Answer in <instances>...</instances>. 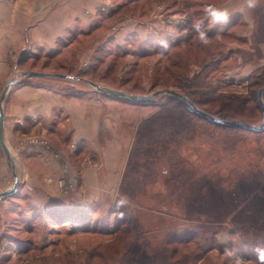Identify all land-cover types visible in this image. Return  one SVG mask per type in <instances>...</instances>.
<instances>
[{
    "label": "rangeland",
    "instance_id": "obj_1",
    "mask_svg": "<svg viewBox=\"0 0 264 264\" xmlns=\"http://www.w3.org/2000/svg\"><path fill=\"white\" fill-rule=\"evenodd\" d=\"M203 1L206 0H200L198 5ZM194 2L137 0L131 4L130 0H109L94 7L97 15H93L92 20L78 21L76 30L64 38L58 45L59 51L51 57L40 52L23 58L25 62L20 67L24 75L39 71L68 76L64 79L23 76V83L49 84L53 90L71 96H83L84 91H89L93 99L116 102V106L105 108L102 119L112 114H118L121 119L114 131H102L98 143L120 138L124 148L114 179H111L113 183L117 180L115 194L94 196L93 205L87 209L79 205L60 211L59 205L51 206L46 200L41 202L39 192L29 189L27 192L26 176L21 172L25 153L44 143L49 146L55 138L53 135L47 139L49 128L56 133L53 119L42 124L46 131L44 143L37 131L17 136L15 125L6 122V97L3 102L5 132L9 136L14 133L16 140L11 148L6 139L14 167L8 165L0 147V193L15 185L17 189L12 196L0 199V264H164V260L167 264H232L231 258L219 250L220 246L229 248L232 240L231 249L237 251L245 264H258L254 250L245 247L241 235L235 237L228 230L212 239L216 227L209 229L205 217L191 216L189 211H193L192 214L199 210L213 211L219 205L225 210L224 205L232 193L238 190L243 193L258 184V191L264 196V132L262 135L243 129L233 132L195 120L192 134L175 141L169 137L168 142L147 147L146 139L137 138L140 125L159 111L169 97L163 95L146 103H131L102 96L88 84L90 81L139 95L162 90L160 86L153 87L154 80L158 84L173 80L165 74L169 65L165 52L172 44L187 39L194 23H202L204 30L226 32L236 38L216 36L213 41L220 43L219 50L217 44L215 48L210 46L211 41L201 50L186 48L174 62L186 66L189 79L194 76L202 80L207 78L214 90L243 94L247 98L248 81L264 68V43L260 45L254 37L261 21L264 22V0L255 11L245 7L244 15L232 12L243 7L234 6L242 3L246 6L245 0H214L220 4L219 9L232 11L233 15L224 26H213L199 6H191ZM259 8L263 9L260 14ZM113 10L116 11L112 13ZM234 22L237 28L232 29ZM196 39L192 40L194 46ZM160 41H167V50L161 47ZM254 48L261 50L262 57L255 62L245 61L242 52H253ZM142 54L147 57L141 60L139 55ZM3 91L1 87L0 98ZM244 108L248 121L255 124L249 126L261 127L264 114L259 102L249 99ZM162 144L167 146L164 148ZM139 145L141 148L136 151ZM105 146L101 144L98 150L87 148L83 154L79 150L80 157L74 161L76 167L81 168L85 163L84 166L91 164L99 170L102 159L97 156L102 155ZM149 148L150 154L144 155ZM97 175L100 182L111 176L106 167ZM125 177L127 183L124 185ZM80 179L74 185H79ZM121 199L126 201L124 211L120 210L122 206L117 207ZM119 211L124 212L120 221H126V226L114 233L113 229L119 224ZM125 229L127 233L123 234ZM207 230H211V234L206 235ZM187 231L195 235L186 246L173 240L184 237ZM204 238L209 241L204 243ZM114 243L117 244L111 247ZM106 246L110 248L107 253L104 252ZM99 253H103L105 261ZM144 256L148 257L145 262Z\"/></svg>",
    "mask_w": 264,
    "mask_h": 264
},
{
    "label": "crops",
    "instance_id": "obj_2",
    "mask_svg": "<svg viewBox=\"0 0 264 264\" xmlns=\"http://www.w3.org/2000/svg\"><path fill=\"white\" fill-rule=\"evenodd\" d=\"M108 1L0 2V88H5L9 82L16 80V86L13 90L11 87L4 104L6 122L15 125L17 136L31 135L37 131L38 138H42L44 143L46 131L42 124L53 119L56 133L49 128V137L47 136L48 139L55 135L49 144L53 149L45 146V143L44 146L30 148V152H26L22 159L21 172L26 176L27 192L28 189L39 192L41 202L46 200L51 206L59 205L60 211L70 209L71 206L87 209L93 205L94 196L116 193L117 180L113 183L111 179H114L124 147L119 142L120 138L113 137L107 143L98 142L102 131H114L113 128L121 119L118 114L102 119L105 108L116 106L117 103H109L108 99L97 97L93 99L89 91H84L83 96H71L53 90L49 84L23 83L25 77L20 66L28 54L44 52L49 55L58 52V45L76 30L77 22L92 20L93 15H97L94 7ZM234 7L242 8L234 12L227 10L229 17L233 14H246L243 3ZM245 17L247 19V15ZM5 136L12 148L16 140L14 133L9 136L5 132ZM101 144L106 146L102 155L97 156L102 159L99 170L94 169L91 164L84 166L85 163L82 162L81 168L76 167L74 161L80 157L81 152L83 154L87 148L98 150ZM104 167L111 176H106L100 182L97 174ZM79 179L80 184L74 185Z\"/></svg>",
    "mask_w": 264,
    "mask_h": 264
},
{
    "label": "trees",
    "instance_id": "obj_3",
    "mask_svg": "<svg viewBox=\"0 0 264 264\" xmlns=\"http://www.w3.org/2000/svg\"><path fill=\"white\" fill-rule=\"evenodd\" d=\"M135 1L137 0H130L131 4L135 3ZM194 1V4H192L191 6H199L200 11L203 15L205 14V5H213L216 8H219L218 6L220 5L217 2H213L214 0L203 1L201 5H198L200 0ZM124 5L123 6L126 7V4ZM186 7L188 8L187 4ZM252 10L254 9H250V11ZM257 11L259 12L258 14H260L263 9L259 8ZM236 26L237 23L234 22L231 28L235 29L237 28ZM205 31L208 32V35L211 38L212 43L210 44V46H213V48H215V44H217L218 50L220 48V43L213 41L216 36H220L222 39H233V37H235L234 34V36L232 35L230 37L229 34H227L226 32H217L215 30ZM194 37L197 38L195 41L196 46L192 44V40ZM254 37L257 39V42L260 45L264 43V22L261 21L259 29L254 33ZM193 47L200 50L202 49V45H200L198 36L194 30L193 32H191V35L188 36V38L184 41L172 44V46L164 54L167 58L166 61L169 64L168 67L165 68V74L167 77H173L171 78L173 79L172 82L170 83L165 80V83L158 84L154 80L153 87L160 86L161 88H163L162 90L169 89L176 91L189 98L198 109L210 114L211 116L230 123H240L241 125L230 126L210 122L196 115L183 102L175 98L169 97L168 101L162 106H160L159 111H157L141 123L137 133V138L139 140L146 139L148 142L147 147L155 146L159 143H165V141H167V138L169 137L171 138V141H175L178 137L192 134L193 128L196 126V121H207L208 123L215 125L219 128L228 129L229 131L233 132L238 131L239 129H243L255 135H262L264 130H252L245 127L249 126V124H255L248 121L247 115L244 113V111L246 110L244 106L248 104L249 99L252 100L254 98L255 101H258V92L260 89L264 88V68L248 81V97L246 96L247 98H244L243 94L235 95L230 94L228 92H223L219 89L214 90L213 87L210 85L211 83L207 81V78L202 80L200 76H194L192 79H189L188 77H186L185 73L186 66H183L181 63L174 62L175 58H180V56L184 54L186 48L190 49ZM221 54L222 53L219 51V55ZM242 54L244 60L249 62H255V60H258L260 57H262V53L259 48H254V51L249 53L242 52ZM52 55L49 54L48 57H51ZM146 57V54L139 55V59L141 60L145 59ZM163 146L165 148L167 145L164 144ZM140 148L141 146L136 148V151H139ZM150 152L151 151L149 148L144 152V155H148L150 154ZM129 179L130 178H128V182ZM125 183H127V177H125L124 179V185ZM258 185L251 187L248 191H245L243 193L239 190L235 193H232V195H230L229 200L226 201L225 205L222 202L225 210H221L222 206L219 205L213 211L207 209L199 210L198 212H195L193 214V211H189L190 215L194 216V214H198L200 217H205V219L207 220L205 221V225L210 226L209 229L212 227H216L217 232L213 233L214 236L212 239H216L217 236L223 235L225 231L230 230L229 234L234 235L235 237L237 235H241V238H243L244 245L246 248L254 250L257 247H264V196L261 194L260 191H258ZM125 193L126 192L124 191V194ZM128 197L130 198L129 195ZM219 202L221 201L219 200ZM125 208L126 207L122 205V208H120V210L124 211ZM127 210L128 208L126 209V211ZM122 211H119L118 213L117 217L119 218V224L113 229L114 233H117V231H122L123 225L126 226V221H120L121 219H123L122 215L124 214V212ZM198 228L204 229L203 227ZM126 230L127 229H125L123 234L127 233ZM211 230H207L206 235L211 234ZM187 232L188 233L184 237L173 238V240L176 242H181L183 243L182 245L186 246V242H189V240H191V237L195 235L190 234L189 231ZM114 233H112V235H114ZM199 241L200 239L196 242L197 245L199 244ZM208 241V238H204V243H207ZM232 243L233 240L231 242L229 241V249H231L230 246ZM116 244L117 243H114V245H111V247L115 246ZM219 248V250L222 251L221 253L224 254V246H220ZM115 250L116 248L113 249V251ZM107 251H110V248H107L106 246L104 248V252L107 253ZM112 254L114 255L115 252H112ZM99 255L100 258L102 260L104 259L105 261L103 253H99ZM254 257L256 259L255 262L258 263L255 251ZM147 259L148 257H143L144 262ZM166 261L167 260H164V264H167Z\"/></svg>",
    "mask_w": 264,
    "mask_h": 264
},
{
    "label": "water",
    "instance_id": "obj_4",
    "mask_svg": "<svg viewBox=\"0 0 264 264\" xmlns=\"http://www.w3.org/2000/svg\"><path fill=\"white\" fill-rule=\"evenodd\" d=\"M24 76L30 79H64L68 77L62 74L61 75L60 74H47L43 72H29L25 74ZM15 83H16L15 81L9 82L5 86L2 96L0 98V147L5 154V157L8 161V165L10 167H14V161L12 160L11 151L6 142L5 112H4L3 102L8 95L10 88ZM88 84L93 89V91L101 94L102 96L110 97V98L121 100V101H128L131 103H146V102L154 100L155 98L159 96L167 95L168 97H172V98H175L183 102L190 108L192 112H194L196 115L200 116L201 118L205 120H208L210 122H214L217 124H222V125H230V126L241 125L240 123H230V122L223 121V120H220L218 118L211 116L210 114L198 109L196 105L189 98L173 90L164 89V90H158L155 93L150 94V95H139V94L126 93L124 91H119L116 89H111L109 87H104V86H101L100 84L90 82V81H88ZM263 96H264V88L260 89L258 92L259 106H260L262 113L264 114ZM245 127L252 129V130L260 131V130H264V123L261 127H254V126H245ZM16 189H17V185H15L10 190H6L0 193V199L12 196V194L16 191Z\"/></svg>",
    "mask_w": 264,
    "mask_h": 264
},
{
    "label": "clouds",
    "instance_id": "obj_5",
    "mask_svg": "<svg viewBox=\"0 0 264 264\" xmlns=\"http://www.w3.org/2000/svg\"><path fill=\"white\" fill-rule=\"evenodd\" d=\"M262 3V0H245V5L248 9H255L258 5ZM204 13L210 19V23L215 26L217 24L224 26L229 21V14L226 9H219L213 5H205ZM193 30L198 36L199 43L202 46H208L211 42V38L208 35V32L204 30L202 23H194ZM161 47L164 50H167L169 47L167 41H160ZM126 203L125 200L121 199L117 203V207H120ZM257 255L258 264H264V247H257L254 249ZM225 255L231 258L232 264H245V261L240 257L237 251L225 248Z\"/></svg>",
    "mask_w": 264,
    "mask_h": 264
},
{
    "label": "built area",
    "instance_id": "obj_6",
    "mask_svg": "<svg viewBox=\"0 0 264 264\" xmlns=\"http://www.w3.org/2000/svg\"><path fill=\"white\" fill-rule=\"evenodd\" d=\"M11 2L12 0H0V2Z\"/></svg>",
    "mask_w": 264,
    "mask_h": 264
}]
</instances>
